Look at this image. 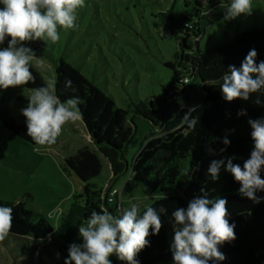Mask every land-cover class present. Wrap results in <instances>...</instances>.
<instances>
[{
	"label": "trees",
	"instance_id": "1",
	"mask_svg": "<svg viewBox=\"0 0 264 264\" xmlns=\"http://www.w3.org/2000/svg\"><path fill=\"white\" fill-rule=\"evenodd\" d=\"M214 1L208 0L206 4L194 0L196 10L193 17L171 10L156 15L159 35L175 38L173 59L165 62L172 70V77L162 85L160 94L131 99L126 108L115 106L110 95L67 60L59 58L54 62L56 95L62 102L71 97L80 98V120L92 147H81L65 159L66 166L78 177L81 185L74 208L60 217L62 225L57 233L43 213L26 206L23 199L31 198L30 194L24 193L23 199L16 200L0 198V206L13 209L10 233L0 244L14 243L19 248L18 257L23 258L25 264H36L32 260L36 252L48 264H64L68 245L73 240L75 222L87 220L93 210L99 212L102 207L118 215V209L123 208L120 195L129 194L137 187L155 196L140 210L141 213L149 206L167 209L166 214H161L160 233L150 234L147 238L150 246L137 254L139 264H173L171 213L176 208H186L189 200L200 195L201 187L206 189L209 198L227 199L229 222L236 225V239L218 246L226 259L215 264H264V201L256 204L241 197L238 194L241 185L224 168L215 182L206 174L214 159L233 157V163L243 167L244 161L250 157L254 145L247 121L264 116V94L259 97L261 105L254 103L258 94H252L248 101L236 99L228 102L222 97L220 82L228 66L239 68L251 49L258 53L257 63L264 60V24L250 26L201 49L198 40L208 21L202 9H212ZM8 40L10 37L0 44V50L7 47ZM25 43L35 50L37 57L46 55L45 42ZM30 71L35 77L34 83L0 90V122L16 137L34 144L26 135L25 118L20 110L28 103L25 91L45 84L33 66ZM67 80L72 81L71 88L65 86ZM175 100L180 103L176 108H170V103ZM184 107L187 111L195 109L191 113L198 121L194 130L187 129L186 125L174 127L172 124ZM241 109L247 115L238 116ZM136 116L148 120L151 130L129 164L125 153L136 127ZM225 136L231 143L221 153L220 149L225 147L221 141ZM208 148L213 154L208 153ZM100 157L108 165L109 179L105 184L94 181L101 171ZM186 165L192 170L189 176H182L180 170ZM260 176L264 179V170ZM120 177L124 178L120 193L110 199V191L117 188L114 181ZM256 195L264 197V191H258ZM149 231L151 233V229ZM109 259L112 264H126L116 261L113 256Z\"/></svg>",
	"mask_w": 264,
	"mask_h": 264
},
{
	"label": "clouds",
	"instance_id": "2",
	"mask_svg": "<svg viewBox=\"0 0 264 264\" xmlns=\"http://www.w3.org/2000/svg\"><path fill=\"white\" fill-rule=\"evenodd\" d=\"M0 3L4 5L0 9V44L10 37L7 47L0 50V90H7L35 82L30 71L33 61L37 68L45 66L44 59L37 57L35 50L25 42L55 44L60 40L58 28L68 30L77 27V10L85 6V0H0ZM220 6L224 8L223 20L226 22L250 16L253 12L252 0H231L230 4L221 2ZM257 57L258 53L253 48L239 68L228 66L220 82L224 100L248 101L252 94H258L254 103L261 105L259 97L264 94V60L257 63ZM56 83L49 80L45 86L32 89L27 106L20 110L25 118L26 135L38 146L54 145L66 123L82 118L78 107L80 98L71 97L62 102L56 95ZM65 86L71 88L72 81L67 80ZM193 111L195 109L190 108L181 121L189 130H194L198 122L191 115ZM237 115L247 113L241 109ZM247 123L252 129L254 146L243 167L234 164L233 157L214 159L206 174L215 182L224 168L241 185L238 194L259 204L264 201V197L256 195L258 191H264V179L260 176L264 170V116L249 118ZM221 142L225 145L220 149L223 153L231 141L225 136ZM207 151L213 154L211 148ZM191 170L186 165L180 174L189 176ZM227 203L226 198H209L206 189L201 187L200 195L189 200L186 208L179 207L171 213L173 264H209L210 261L215 264L226 259L218 246L236 239V225L229 222ZM12 212V208L0 206V241L10 233ZM166 212L164 206L159 209L149 206L141 213L136 203H132L130 208L118 209V215L103 207L99 212L93 210L86 222L78 227L83 242L68 245L64 264H112L109 257L113 255L126 264H139L137 254L150 246L147 239L150 234L160 233L161 214Z\"/></svg>",
	"mask_w": 264,
	"mask_h": 264
},
{
	"label": "rangeland",
	"instance_id": "3",
	"mask_svg": "<svg viewBox=\"0 0 264 264\" xmlns=\"http://www.w3.org/2000/svg\"><path fill=\"white\" fill-rule=\"evenodd\" d=\"M85 0V6L77 10V27L60 29V40L55 44L45 42L46 55L42 57L44 68H37L44 84L54 80V62L59 58L73 64L99 89L110 95L115 106L126 108L131 99H142L158 95L162 85L171 80L172 70L165 65L171 61L176 50L174 36L161 37L156 15L162 11H173L193 17L196 7L194 0ZM207 4L208 0H202ZM231 0H216L212 9L205 10L207 25L198 40L199 48L210 47L253 25L264 24V0H252L253 12L232 21H224V8L220 6ZM4 5L0 3V9ZM202 15L201 12H198ZM179 30H177V33ZM31 90L25 95L30 97ZM172 101L170 108H176ZM187 108L174 119L173 126H181ZM135 130L127 144L125 157L129 164L138 152L151 130L150 122L142 117L134 118ZM89 146L81 120L63 126L57 142L51 146L29 144L3 128L0 122V198L23 199V194L31 195L23 199L26 206L43 213L54 232H58L62 222L60 217L74 208L75 198L80 191V180L66 166L65 159L79 148ZM37 148L39 150L37 151ZM101 171L95 182L105 184L109 179L108 165L100 157ZM124 178L114 181L120 188ZM155 196L144 188L137 187L131 193L119 197L123 208L136 203L141 210L149 205ZM86 220L75 222L72 243H82L78 227ZM19 248L11 243L0 244V264H25L18 257ZM26 254V251H24ZM113 258L117 260L115 255ZM36 264H48L40 259L39 252L32 256Z\"/></svg>",
	"mask_w": 264,
	"mask_h": 264
},
{
	"label": "built area",
	"instance_id": "4",
	"mask_svg": "<svg viewBox=\"0 0 264 264\" xmlns=\"http://www.w3.org/2000/svg\"><path fill=\"white\" fill-rule=\"evenodd\" d=\"M119 193H120V188H114V189H112L111 191H110V199H112V196L114 195V194H118L119 195Z\"/></svg>",
	"mask_w": 264,
	"mask_h": 264
},
{
	"label": "crops",
	"instance_id": "5",
	"mask_svg": "<svg viewBox=\"0 0 264 264\" xmlns=\"http://www.w3.org/2000/svg\"><path fill=\"white\" fill-rule=\"evenodd\" d=\"M84 132H85V130H84ZM86 134V133H85ZM87 136V135H86ZM87 138H88V136H87ZM88 140H89V138H88Z\"/></svg>",
	"mask_w": 264,
	"mask_h": 264
}]
</instances>
